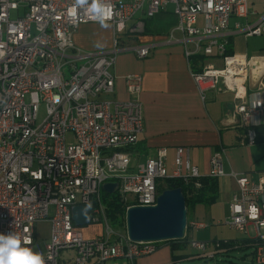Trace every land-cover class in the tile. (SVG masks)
<instances>
[{
  "label": "built area",
  "instance_id": "1",
  "mask_svg": "<svg viewBox=\"0 0 264 264\" xmlns=\"http://www.w3.org/2000/svg\"><path fill=\"white\" fill-rule=\"evenodd\" d=\"M93 2L0 0V234H18L21 247L41 254L44 264L118 259L136 264L171 246L167 241L133 242L128 232L120 236L111 230L103 186L117 184L114 194H105L107 199L118 197L126 218L130 208L156 205L158 187L165 180L188 183L202 177L183 147L177 148L171 170L166 165L167 148L139 161L135 147L145 126L139 99L142 75L125 78L129 99L110 98L120 42L131 32L145 31L142 22L127 33L128 23L138 14L151 19L172 7L178 25L167 43H183L189 62L197 55L222 60L221 66L209 63L201 72L191 70L192 77L203 99L218 87L232 94L231 124L246 130L248 144L256 143L264 120V57L249 59L243 51L227 54V42L219 39L234 17L248 16V0H98L105 11L103 23L113 26L114 46L87 52L76 47L73 34L82 24L101 23L90 11ZM237 27L249 35L264 32V22L243 30L239 23ZM152 48L128 49L145 59ZM41 105L45 117L39 122ZM208 176L236 180L238 191L229 202L225 223L248 235L243 246L253 248L248 263L264 264V172L227 174L223 151L217 150ZM77 206L88 207L87 225L106 224L107 236L87 237L73 220ZM45 221L51 224L50 240L36 244L35 225ZM206 227L188 221V229ZM188 229L184 251L191 247L211 260L232 247L213 242L214 250L209 251L210 243L188 240ZM25 238L31 243L25 245Z\"/></svg>",
  "mask_w": 264,
  "mask_h": 264
},
{
  "label": "crops",
  "instance_id": "2",
  "mask_svg": "<svg viewBox=\"0 0 264 264\" xmlns=\"http://www.w3.org/2000/svg\"><path fill=\"white\" fill-rule=\"evenodd\" d=\"M136 18L128 23L127 33L142 22V30L145 31L131 32L128 38L120 42L121 50L117 53L112 70L116 79L115 91L110 98L117 101L129 99L125 78L130 74L143 76L139 99L143 106L145 126L135 147L140 162H144L154 150L167 148L166 165L171 170L177 148L183 147L191 165L197 167L202 176H208L212 153L221 150L223 155L227 154L232 133L240 140L236 143L237 148L232 150L235 152L254 147L259 140L264 141V120L258 129V141L253 145L248 144L247 132L243 127L231 124L232 94L218 87L208 90L206 98H202L192 77L184 44L166 41L168 34L178 25V18L172 12V7L151 19H145L142 13ZM260 22H264V0H248V16L234 17L227 32L219 39L226 41L233 51L245 52L249 59L264 57V32L249 35L237 27L239 23L243 30L247 26L259 25ZM177 36L180 37L179 34ZM73 41L76 47L87 52L111 50L114 46L113 26L110 23L82 24L74 31ZM138 45H151V55L140 59L134 51L128 49ZM204 63L221 66L222 60L213 57L206 59ZM261 94L264 96V90ZM224 169L227 174L231 173L225 161ZM237 173L250 174L247 168H241ZM225 178L235 181L237 193L236 180L229 176ZM222 189L220 179V194ZM235 193L228 198L229 202ZM169 247L171 255L155 264L181 262L179 256L175 255V250ZM213 250L214 248H211L209 251ZM174 256H177V259H173Z\"/></svg>",
  "mask_w": 264,
  "mask_h": 264
},
{
  "label": "rangeland",
  "instance_id": "3",
  "mask_svg": "<svg viewBox=\"0 0 264 264\" xmlns=\"http://www.w3.org/2000/svg\"><path fill=\"white\" fill-rule=\"evenodd\" d=\"M137 18H135V20ZM27 101H31V96H27ZM44 117L45 108L43 105H41L39 112V122L43 120ZM237 134L240 135L239 132ZM235 136L236 135L232 133V138L229 141L230 144L227 148L228 152L227 154L223 155L225 165L229 169L228 171L237 173L241 168H247V171L250 174L264 172V141L259 140L254 147L243 148L239 152H235L232 150L237 148L236 143L240 141L237 140ZM243 143L245 145V141ZM221 187L223 188L222 193L220 194V198L215 205L206 206L198 204L193 211H190L188 215L189 222H203L207 225V227L201 230H191L192 228H189L188 240L190 242L210 243V249L213 248V242L232 241L233 246L229 249V251L217 255L215 259L210 260L209 264H250L248 263V256L251 254L253 248L243 247L245 244L244 240L248 238V235L244 232L231 229L225 223L226 218L229 216L228 198L233 192H236L235 181L229 178H221ZM101 195L105 196L104 190L101 191ZM110 229L120 236L127 233L126 225L122 228L117 224L110 223ZM83 230L87 237L107 236L108 232L106 224L86 225L83 226ZM34 232V241L36 244H47L51 236V224L46 221L37 223L35 225ZM174 253L181 259L179 264H202L204 262L203 259L197 258V253L199 252L191 247L185 251L177 249L174 251ZM169 255H171L170 247L165 245L161 247L156 253L140 259L137 264H155L156 262L160 263L164 261ZM101 264H127V261L124 259H118L106 261Z\"/></svg>",
  "mask_w": 264,
  "mask_h": 264
},
{
  "label": "water",
  "instance_id": "4",
  "mask_svg": "<svg viewBox=\"0 0 264 264\" xmlns=\"http://www.w3.org/2000/svg\"><path fill=\"white\" fill-rule=\"evenodd\" d=\"M116 186L115 183H108L103 186V190L114 194ZM73 220L77 226L87 225L90 222L88 207H75ZM125 225L133 242L184 241L188 229V210L182 189L161 192L154 206L130 208L126 214ZM219 254L217 253L213 259ZM197 258L204 260L202 264L210 262L205 255H198Z\"/></svg>",
  "mask_w": 264,
  "mask_h": 264
},
{
  "label": "trees",
  "instance_id": "5",
  "mask_svg": "<svg viewBox=\"0 0 264 264\" xmlns=\"http://www.w3.org/2000/svg\"><path fill=\"white\" fill-rule=\"evenodd\" d=\"M227 49V54H231L233 52L231 46H227ZM206 59L208 58L203 55L193 56L190 60L191 70L194 72H201L205 66L204 62ZM260 127L257 128V133ZM162 183H160L158 187L160 193L170 189H182L186 198L188 215L191 210L193 211L195 209L196 205L202 204L206 206H212L216 204L220 198V180L211 176H202L201 178L197 180H191L188 183H185L181 179H169ZM103 197L104 202L107 205V215L110 222L112 224H117L122 228L125 227L123 203L119 201L116 195H110V199H107V194H105ZM221 242L223 248H229L230 246H233V244L230 243L232 241H228V243L224 241ZM185 244L186 242H171V247L172 250H183ZM173 259H177V256H174Z\"/></svg>",
  "mask_w": 264,
  "mask_h": 264
},
{
  "label": "clouds",
  "instance_id": "6",
  "mask_svg": "<svg viewBox=\"0 0 264 264\" xmlns=\"http://www.w3.org/2000/svg\"><path fill=\"white\" fill-rule=\"evenodd\" d=\"M86 2L87 0H77L78 4ZM90 11L100 19L103 24L105 11L98 3V0H94ZM23 243L25 245L30 244L31 239L25 238ZM0 264H44V260L41 254L34 253L28 247H21L20 236L10 232L7 235L0 234Z\"/></svg>",
  "mask_w": 264,
  "mask_h": 264
}]
</instances>
